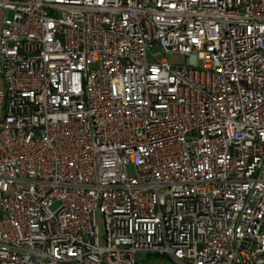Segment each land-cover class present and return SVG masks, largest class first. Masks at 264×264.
I'll return each mask as SVG.
<instances>
[{
  "label": "built area",
  "instance_id": "built-area-1",
  "mask_svg": "<svg viewBox=\"0 0 264 264\" xmlns=\"http://www.w3.org/2000/svg\"><path fill=\"white\" fill-rule=\"evenodd\" d=\"M0 78V264H264V0H0Z\"/></svg>",
  "mask_w": 264,
  "mask_h": 264
},
{
  "label": "rangeland",
  "instance_id": "rangeland-1",
  "mask_svg": "<svg viewBox=\"0 0 264 264\" xmlns=\"http://www.w3.org/2000/svg\"><path fill=\"white\" fill-rule=\"evenodd\" d=\"M148 60L152 59V56L148 54ZM158 59H165L170 64H185V58L178 54H163L161 51L158 54ZM4 90V84L2 78H0V91ZM128 175H132V171L128 169ZM53 209V208H52ZM100 231H102V226L100 220L98 222ZM262 234L264 235V226L262 228ZM137 264H171L170 260L167 258L146 256L145 254H139L137 256Z\"/></svg>",
  "mask_w": 264,
  "mask_h": 264
}]
</instances>
